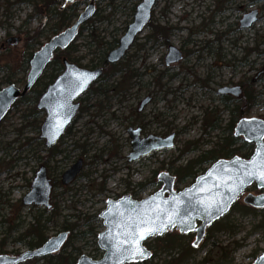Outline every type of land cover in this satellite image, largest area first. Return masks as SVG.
<instances>
[{"label":"rangeland","instance_id":"rangeland-1","mask_svg":"<svg viewBox=\"0 0 264 264\" xmlns=\"http://www.w3.org/2000/svg\"><path fill=\"white\" fill-rule=\"evenodd\" d=\"M47 1L31 0L29 5L24 7L19 0H0V78L11 80L1 85V88L12 83L22 87L25 81L26 74L22 81L24 56L27 54L25 38L38 26L43 28L38 38L39 44L30 49L33 52L54 35L51 28L56 18L44 25L45 17L49 16ZM55 1L52 0L50 7L52 13H55L56 8L69 5L66 0H61L58 5ZM75 1L78 3V13L88 3V0ZM139 1H95V13L83 24L84 30L78 33L74 42L76 51L71 53L78 58L79 65L92 67L107 44L123 35L132 20L131 7L136 6ZM206 2L209 3V8L205 9L200 3L198 12L204 9L205 12L198 17V13L195 16L187 12L196 7L187 6L189 2L186 0H157L152 10L151 24L139 35L133 48L117 66L105 68L106 75L111 73L107 77H111L107 84L105 81H98L96 87L94 86L97 88L100 85H110V90L105 96L95 94L94 91L87 96L89 105L94 107L79 115L71 130L58 144V153L50 158L48 164L51 168L48 176L52 182L56 178L59 180L61 173L77 158L82 157L84 160L81 173L69 186H61L59 181L56 185L53 183L50 203L52 207H57L58 217L45 224L47 238L56 236L61 231L68 233L65 241L69 243L67 251L77 248L79 255L85 254L99 259L103 252L99 248L96 250V240L95 244L91 237L81 240L77 234L82 232L86 225L97 224L90 216L99 215L107 199L123 194H130L134 198L150 195L161 186L149 184L153 178L156 179L157 175L153 176L154 171H166L174 175L172 170L161 167L162 162L169 163L178 156L179 159L174 161V166L177 167L212 147L214 138L211 136L218 130L211 131V125L219 122L222 128H226L229 121L228 111L217 93L218 88L246 82L253 96L257 98L245 116H263L264 0H232L228 3L227 12L224 11V0ZM34 9L37 12L35 20L24 24L23 20L33 14ZM252 9L258 11L257 21L249 28H239L241 16ZM155 26L164 28L161 29L165 33L163 42L158 39L162 37L154 33ZM90 29L94 30L91 33L100 41L99 44L91 41ZM9 36H16L20 40L5 42ZM147 37L154 41L159 40V43L152 47L154 44ZM204 42H211L208 52H197L202 49ZM101 43L105 45L99 47ZM140 44H144L143 49L139 48ZM169 45L184 49L186 57L184 61L166 67L164 55ZM109 50L106 49L105 53ZM61 71L62 69L47 67L44 82L48 85ZM53 73L55 76L50 78ZM188 84L194 85L188 88ZM46 86L36 89L42 93ZM32 94L30 93L29 98L20 102L17 107L12 106L0 122V220H5L10 226H20L7 235V223L0 225V242L5 238L3 247L0 246V254L18 255L24 250L33 249L28 247L29 238L17 239L36 222L38 207H24L19 200L26 193L28 184L40 165L38 157L48 156L47 149L44 146L40 148L38 141L42 140L38 138V129L32 127L31 119L25 120L21 117L22 110L26 111L35 105L30 99ZM148 95L152 96V101L142 112L143 116H147L146 119L152 121L148 132L156 135L175 132L174 145L170 149L156 151L141 161L125 165L126 160L122 159L126 154L123 139L126 138L127 132L123 120L119 119L124 116L136 119L138 116L133 114L138 113L140 100ZM80 101L83 105L87 103L83 96ZM105 101L111 106L108 113L104 112L103 116L95 117V107ZM42 117H38V125ZM12 140L17 142L10 146ZM206 140L208 142L204 143ZM84 142L91 145L86 154H82L77 147ZM193 142L196 144L195 148ZM120 146L122 150L120 149L118 154ZM101 148H105L101 161L92 162V156L99 155ZM182 151L184 153L181 155ZM18 158L23 160L17 161ZM209 165L210 162L198 165L196 174L203 173ZM192 179L187 178L178 189L189 186ZM139 183L144 186L140 188L137 185ZM258 192L252 184L240 193L228 212L207 226L202 241L194 247L192 257L190 256L186 264H200L201 260L203 264H250L264 250V208L248 206L242 199L247 193ZM62 224L67 228L72 226L76 235L72 236L73 232L71 234L69 229L64 230ZM100 225L101 223L96 227L98 232L102 230ZM167 232L164 235L172 238L178 233L175 229ZM186 235V243H192L194 235ZM157 243L160 242L152 236L145 241V246L154 253L155 249L159 248ZM63 246L64 243L58 252ZM165 255L155 254L152 263L155 264L157 259H160L159 263L163 258H171ZM177 256L179 257L178 253L174 255L175 258H178ZM41 258H33L20 264H46Z\"/></svg>","mask_w":264,"mask_h":264},{"label":"water","instance_id":"water-1","mask_svg":"<svg viewBox=\"0 0 264 264\" xmlns=\"http://www.w3.org/2000/svg\"><path fill=\"white\" fill-rule=\"evenodd\" d=\"M72 2L73 0H66ZM95 1L88 0L87 5L78 14L74 22L52 36L37 51L29 61V68L25 83L22 87L9 84L0 89V122L3 120L13 103L25 96L38 78L42 75L46 66L51 61L54 53L66 49L73 43L78 35L80 26L90 19L95 13ZM157 0H140L135 6L132 21L128 24L126 31L119 38L118 45L111 49L106 55L108 63H116L128 50L134 39L148 25L152 16V9ZM258 11L252 9L242 15L239 19V28H249L257 21ZM181 59V52L175 46L170 45L165 55V63L169 65ZM62 72L46 87L38 98L36 108L43 110L45 117L39 127V139L44 140L46 148L57 143L70 125L75 113L79 108L76 101L79 96L87 91L89 86L96 81L102 71L99 67L89 69L62 58ZM219 93H230L238 97L241 88L237 85L224 87ZM148 102V98L141 101L139 109ZM252 121V123H247ZM130 136V151L127 155L128 161H137L152 151L170 149L174 144L175 133L171 132L166 137L149 134L145 137L139 136V128H128ZM235 137H242L247 143L254 144L252 154L248 158L234 155L230 158H219L198 175L187 187L176 191L174 189V177L163 171L158 174V180L162 182L161 187L154 193L140 199H134L130 195H122L117 199H107L105 208L99 213L103 229L97 234L96 244L103 251L100 259H92L81 254L74 264H126L128 262H140L147 260L150 256L139 259H126L127 253L121 251L127 245L121 236L122 231H131L122 228L123 225H131L140 220L151 221L147 227L155 228L163 226L162 233L147 236L140 241V245L149 253L144 241L152 236H160L173 228L179 233L195 232L193 245L198 244L204 236L205 229L212 222L226 214L240 193L254 184L260 190L257 194L247 193L243 202L253 208H264V182L255 177H245V172L257 171L262 160H264V119L257 117L240 118L233 130ZM259 150V154H258ZM252 162L257 166L253 168ZM83 167V159L78 158L60 176L63 186L70 184L79 174ZM245 179L246 183L238 193L233 195L236 179ZM51 184L46 175V168L42 165L35 171L30 183L29 190L22 196L23 206H50ZM147 202V203H146ZM219 205L221 212H214L210 218L203 213L205 205ZM178 209L181 216L187 220L192 219L193 227L187 228L180 219L176 218L175 210ZM171 216V222H169ZM145 229H138L143 232ZM198 230V231H197ZM68 233L62 231L56 236L48 238L41 246L27 249L18 255L0 254V264H20L26 260L40 258L48 254L56 253L65 242ZM250 264H264V250L259 253Z\"/></svg>","mask_w":264,"mask_h":264},{"label":"trees","instance_id":"trees-1","mask_svg":"<svg viewBox=\"0 0 264 264\" xmlns=\"http://www.w3.org/2000/svg\"><path fill=\"white\" fill-rule=\"evenodd\" d=\"M26 1V0H23ZM61 0H56L55 3L58 5V2H60ZM47 7H48V11L49 14L51 13L52 16H54V18H56V22L55 24L52 26L51 31L56 34L58 33L60 30H62V28H66L67 26H69L73 20H75L78 16V3L76 1H74L73 3L69 4L68 7H64V8H56L55 9V13L51 12V2L50 0L47 1ZM134 8L135 6L133 5L131 7V11L132 13L134 12ZM85 26H81L79 33H82V31L84 30ZM42 28V27H41ZM160 28V29H159ZM155 31L154 33L160 37H164L165 33L163 32L164 29L160 26H155L154 27ZM43 28L41 29L40 33L42 34ZM94 30L90 29V33L93 32ZM90 38L91 41L96 42V44H99L100 41H98V39L96 38V36L91 33L90 34ZM117 42V39H114L112 42H109L107 45V47L102 51V53L99 55L97 64L104 66L105 65V51L106 49H110L112 48L115 43ZM92 43V42H91ZM90 43V44H91ZM36 44H38V39H32L31 41L27 40L25 43V49L27 54L24 56V68H22V73H23V78L22 81L25 77V74L27 73L28 70V63H29V59L31 57L32 52L30 51V49L32 47H34ZM101 45H105V43H101L99 45V47ZM76 51V47L74 46V44H71L70 46H68V48L64 49V50H60L58 51L54 56L53 59L51 60V62L49 63V65L47 67H51L55 70H61L62 69V64H61V55H64L67 57L68 60H72L74 62H78V58L75 56H72V52ZM46 67V68H47ZM113 67V66H112ZM115 72H113L114 74ZM55 76V74H50V78H53ZM106 76V75H105ZM46 77L45 71L42 74V76L35 82L34 86L30 89V91L28 92L27 95H25L24 97L18 99L13 106L17 107L19 105L20 102L25 101L29 98L30 93L31 98L33 100V102H35L38 98V96L40 95V91L37 90L36 88L38 87H45L47 85V82H44V78ZM11 80L10 78H0V89H1V85L5 84V83H9ZM25 82V81H24ZM105 84H107V80H105ZM110 86V85H109ZM109 86H103L100 85L99 87V94H102L105 92V94L110 90ZM112 86V85H111ZM249 86L245 89V91L242 93V95L238 98V99H232V102L230 101H223V106L225 109L228 110V114H229V121L226 125V128H222L219 125V122H217L216 120V124H212L211 125V131H217V133H215L213 136H211L213 139L212 142V147L209 150H205L199 154H197L195 157L188 159L183 165L180 166H174V161H176L177 159H179V157L177 156L173 161L169 162V163H161V167L167 169V170H172L174 176H175V187L178 189L179 185L181 183H183V181H185L187 178H195L196 174V169L197 166L202 164V163H211L219 158H229L231 156L234 155H239L241 157H249L251 155V153L253 152V146L245 141L242 140L241 137H235L233 136V128L235 123L237 122V120H239L241 117H244L247 113L249 108L256 102V98L257 96H253V93L249 90ZM102 103V102H100ZM88 109V107H87ZM21 117L25 120L27 119H31L30 123L33 125L32 127L34 129H38L39 125H38V117H39V113L36 108L35 105L31 106L30 108H28L26 111L22 110L21 111ZM15 141V140H14ZM12 141V142H14ZM17 142V141H16ZM40 143V148H43V141H38ZM208 141H204V143H207ZM11 143V142H10ZM28 143V142H27ZM203 143V144H204ZM29 144V143H28ZM91 145L89 144L88 147L83 143L80 145H77V147L80 149L82 154H86L88 152V148ZM196 147L195 142H193V148ZM20 147H18V150ZM189 150V149H187ZM184 150V151H187ZM105 151V148H101L100 150V154L99 155H93L92 156V162L98 163L101 161V156L103 155V152ZM184 151L181 152V155L184 153ZM48 156L43 158V163H47L50 161V158L53 157L56 153H58L57 151V147H53L50 149L46 150ZM49 165V164H48ZM157 175V171H154V175ZM192 179V180H193ZM58 178L54 179V185L58 184ZM149 184H155L158 185L160 184V182L157 179H152ZM140 188H142L144 186V184L139 183L137 184ZM103 187V186H102ZM101 187V188H102ZM58 217V211H57V207L54 208V206L46 209H39L37 210V213L35 215V224H31L29 228H27L22 234H20V237L17 238L18 240H23L24 238H29L28 241V247L30 248H34V247H38L41 244H43L46 240L47 237L45 235V224L46 222H49L50 220H54ZM89 218V217H88ZM91 220L97 222L96 225L94 224H88L86 225V228L84 230H82V232H78V236L79 238H81V240L85 237H91L93 239V242L95 244V240H96V235L98 233L97 228L99 227V224L101 223L100 218L98 217V215H93L90 216ZM5 220H0V225H4ZM9 223H7V231L6 234L9 235V233L13 230H17L19 226V224H14V226H10L8 225ZM62 227L64 230H68L69 232H73V228L72 226L68 227L65 224H62ZM101 227V225H100ZM169 233V232H167ZM165 234V233H164ZM162 236H155V240L157 242V245H159V248H156L154 253H152L151 257L145 261H141V262H129L127 264H153L152 263V259L155 256V254L157 253H163L166 254L165 256L170 257L169 259L163 258L161 260V262L158 263L157 259L155 264H186L188 259L190 258L191 254L194 252V247L191 244L186 243V241L184 240V238H186L188 235L186 234H181V233H177L173 238L171 236L166 237L165 235ZM76 234H72V236H75ZM183 238V239H182ZM4 239L2 240V242H0V246L1 248L3 247V243H4ZM187 240V238H186ZM68 241L66 243H64V246L62 248V250L58 253H54V254H49L47 256H44L41 258L42 261L46 262V264H74L75 261L77 260L78 256H79V250L77 248H70L69 251H67L68 249ZM96 250H98V248H96ZM179 254L178 258H175L174 255L175 254ZM192 257V256H191ZM200 264H203V261H200Z\"/></svg>","mask_w":264,"mask_h":264},{"label":"flooded vegetation","instance_id":"flooded-vegetation-1","mask_svg":"<svg viewBox=\"0 0 264 264\" xmlns=\"http://www.w3.org/2000/svg\"><path fill=\"white\" fill-rule=\"evenodd\" d=\"M75 0H73L72 2H67V1H65V2H67L68 4H71V3H73ZM187 2H189V4H186L187 6L188 5H192V6H195L196 7V9H193V11H192V9H190V10H188L187 12L189 13V14H195V16L197 15V13H198V17H200L201 15H203V13L205 12V9H207V7L209 8V3L208 2H206V0H186ZM19 2L20 3H22L23 4V6L24 7H27L29 4L28 3H30L31 2V0H26V1H23V0H19ZM50 2H51V7H52V4H53V2H52V0H50ZM230 2H232V0H224V6H225V8L226 9H224V11H226L227 12V9H228V3H230ZM55 3V2H54ZM200 3H201V5L202 6H204L205 7V9L202 11V12H198V8H199V5H200ZM206 3H208V4H206ZM217 9V8H216ZM216 9L214 10L215 12H216ZM34 13L33 14H29V16L27 17V18H25L23 21H24V24H30L33 20H35V18H36V16H37V12H36V10L34 9ZM210 13H212V11H210ZM49 16H46L45 17V22H44V25L48 22V21H51V20H53V18H54V16H52V14L50 13V14H48ZM257 16H258V14H257ZM152 18V17H151ZM181 19H184V18H181ZM151 24V20H150V22L148 23V25H150ZM147 25V26H148ZM146 26V27H147ZM145 27V28H146ZM144 28V29H145ZM41 27L40 26H38L37 28H35V30H33L32 32H31V34L30 35H28L26 38H25V40H32L33 38L34 39H38L39 37H40V31H41ZM144 29H143V31H144ZM183 29V28H182ZM142 31V32H143ZM141 32V33H142ZM140 33V34H141ZM57 34V33H56ZM139 34V35H140ZM55 35V34H54ZM54 35H52V36H54ZM139 35L134 39V41H133V43L130 45V47L128 48V50L125 52V54H124V56L119 60V61H117L116 63H108L107 61H106V55H107V53L111 50V49H113V48H115L117 45H118V41H119V38L122 36H120L118 39H117V42L115 43V45H114V47H112V48H110V50L107 52V53H105V65L104 66H101V65H98L97 64V62L96 63H94V65L92 66V67H90L89 69H94V68H97V67H99L100 69H101V71H102V73H101V75H100V77L96 80V81H94L90 86H89V88L87 89V91L85 92L86 93V95H84L85 93H83L81 96H79V98L76 100V101H78L79 102V108H78V110H77V112L75 113V116L73 117V119H72V121H71V123H70V125L65 129V131H64V133L62 134V136L59 138V140L57 141V143L55 144V145H53L52 147H50V148H53V147H57L58 148V144L63 140V138L68 134V132L71 130V128H72V125L74 124V122L76 121V119L79 117V115L82 113V112H86V111H89L90 110V107H94V105L93 106H90L89 105V102H88V100L89 99H87V96L88 95H90V93L91 92H93L94 91V93L95 94H98V95H101V96H105L106 94H105V92L104 93H102V94H99L98 93V91H99V87L100 86H98L97 88H94V86H95V84L98 82V81H105V80H109L110 78H108L107 79V77H109L110 75H111V73L110 74H108V75H106V73L104 72L105 71V68H113V67H115V66H117L123 59H124V57L127 55V53L129 52V50H131L132 48H133V46L135 45V43H136V41L138 40V37H139ZM51 36V37H52ZM50 37V38H51ZM151 37H153V36H151ZM151 37H147V39L148 40H150L151 41V43L152 44H154L152 47H154V46H156L158 43H159V40H157V41H154ZM49 38V39H50ZM48 39V40H49ZM158 39H160L162 42L164 41V37H162V38H158ZM14 40H20V38H18V37H16V36H9L8 38H6V40H5V42H11V41H14ZM47 40V41H48ZM46 41V42H47ZM45 42V43H46ZM191 43L193 42V41H190ZM26 43V42H25ZM209 43H211V42H204L203 43V45H202V49H200V50H197V52H203V51H206V52H208V49L210 48L209 47ZM39 44V43H38ZM41 44V43H40ZM44 44V43H43ZM42 44V45H43ZM71 44H74V42L73 43H71ZM70 44V45H71ZM41 45V46H42ZM69 45V46H70ZM40 46V47H41ZM170 46V45H169ZM168 46V47H169ZM39 47V48H40ZM142 47H144V44H140V47L139 48H142ZM168 47H167V50H168ZM68 48V47H67ZM177 48V47H176ZM143 49V48H142ZM179 49V48H178ZM38 50V49H37ZM36 50V51H37ZM167 50H166V53H167ZM58 51H60V50H58ZM58 51H56L55 53H54V55L58 52ZM179 51L181 52V59L179 60V61H184L185 60V57H186V55H185V50L184 49H179ZM28 52V51H27ZM35 51H33L32 52V54H31V57H32V55H33V53H34ZM166 53H165V55H166ZM53 55V56H54ZM165 55H164V65L166 66V67H169L171 64H173V63H171V64H169V65H166V63H165ZM31 57H30V59H31ZM63 57H65L66 59H67V57L66 56H64V55H61V64H62V70H63V63H62V58ZM30 59H29V61H30ZM52 59H53V57H52ZM51 59V60H52ZM199 59H200V57H199ZM201 60V59H200ZM69 61H72V60H69ZM179 61H177V62H179ZM51 62V61H50ZM49 62V63H50ZM72 62H74V61H72ZM177 62H175V63H177ZM75 63H77V62H75ZM201 63H202V60H201ZM78 64V63H77ZM49 65V64H48ZM47 65V66H48ZM79 65V64H78ZM46 66V67H47ZM81 66V65H80ZM113 66V67H112ZM28 67H29V63H28ZM82 67H84V66H82ZM85 68H88V67H85ZM45 70H46V68H45ZM44 70V71H45ZM44 71H43V73H44ZM62 72V71H61ZM42 73V74H43ZM116 73V72H115ZM106 75V76H105ZM42 76V75H41ZM40 76V77H41ZM58 76V75H57ZM56 76V77H57ZM39 77V78H40ZM55 77V78H56ZM38 78V79H39ZM209 81H210V79H209ZM53 82V81H52ZM198 82H200V80L198 81ZM50 84V83H49ZM191 85H194V84H188V88L191 86ZM34 86V85H33ZM32 86V87H33ZM48 86V85H47ZM46 86V87H47ZM237 86H239L240 88H241V94H240V96L242 95V93L245 91V89L248 87V85H247V83L246 82H240ZM96 87V86H95ZM224 87H233V86H223V87H220V88H218L217 89V93L219 94V97H220V100H221V102L223 103V101H230V102H232V99L234 98L233 97V95L232 94H230V93H219L218 92V90L219 89H221V88H224ZM102 88H103V86H102ZM46 89V88H45ZM45 89H44V91H45ZM43 91V92H44ZM42 92V93H43ZM42 93H40V95L38 96V98L41 96V94ZM28 94V93H27ZM26 94V95H27ZM83 96V99L86 101L87 100V103L85 102V104L83 105V102L82 101H80V97H82ZM240 96H238L237 98H234V99H238ZM24 97V96H23ZM125 98H127V96L125 95L124 96ZM22 98V97H21ZM38 98H37V100L35 101V108H36V103H37V101H38ZM146 98H148V102L142 107V109H139V107H140V104H141V101H143L144 99H146ZM20 99V98H19ZM18 100V99H17ZM16 100V101H17ZM15 101V102H16ZM152 101V96L150 95H148V96H145V97H143L141 100H140V102H139V104H138V106H137V111H138V113H134L133 115H136V116H138L136 119H134V118H132V116H124L122 119L120 118L119 120H123V123L126 125V132H127V136H126V138L125 139H123L124 140V143H123V147H125L126 148V154L124 155V157L122 158L123 160H126V164L125 165H131L132 163H134V161H128V158H127V155H128V153H129V151H130V136H129V133H128V128H133V129H135V128H139V136L140 137H145V136H147V135H149V134H153V133H149L148 132V127L152 124V121H149L148 119H146L147 118V116L145 115V116H143L142 115V112L145 110V108H146V106L150 103ZM14 102V103H15ZM106 102V103H105ZM105 102H102L101 103V105L100 106H97V107H95L96 108V112H95V117H98V116H103L104 114V112L105 113H108V110L111 108V106L108 104V102L107 101H105ZM13 103V104H14ZM13 106V105H12ZM11 106V107H12ZM87 107H88V109H87ZM11 109V108H10ZM9 109V110H10ZM36 110L38 111V112H40L39 113V116H43L42 117V120L40 121V124L42 123V121H43V119H44V117H45V113H44V111L43 110H39V109H37L36 108ZM227 110V109H226ZM228 111V110H227ZM9 112V111H8ZM7 112V113H8ZM139 112H141L140 114H139ZM146 117V118H145ZM106 122V121H105ZM40 124H39V127H40ZM39 127H38V131H39ZM90 133H92V128H90ZM89 133V134H90ZM38 135H39V133H38ZM158 135H160V136H162V137H164V136H166L167 134L166 133H161V134H158ZM39 138V137H38ZM40 140H42V139H40ZM43 141V145H44V140H42ZM84 144L88 147V143L87 142H84ZM44 147H45V145H44ZM46 148V147H45ZM50 148H46V149H50ZM122 150V146H120V148H119V151L117 152L118 154H120V151ZM52 158V157H51ZM79 158H82V157H79ZM78 159V158H77ZM76 159V160H77ZM83 159V158H82ZM142 159H144V158H141V160ZM20 160H23V158H18V161H20ZM75 160V161H76ZM140 160V161H141ZM74 161V162H75ZM38 162H39V166H44L45 168H46V175H47V178L49 179V183L51 184V192H52V189H53V187H54V185H53V183H54V180H53V182H52V180H51V178L48 176V174H50V168H51V166H49L47 163H43V158H40V157H38ZM83 162H84V160H83ZM72 164V163H71ZM70 164V165H71ZM39 168V167H38ZM37 168V169H38ZM36 169V170H37ZM35 170V171H36ZM34 174H35V172H34ZM33 177H34V175H33ZM33 177H32V179H33ZM32 181V180H31ZM31 183V182H30ZM30 183L28 184V189H27V191L29 190V188H30ZM59 183H60V178H59ZM26 191V192H27ZM51 192H50V198H51ZM24 195V194H23ZM22 195V196H23ZM22 196H21V198H22ZM21 198H20V203L22 204V202H21ZM28 208H30V209H32V208H36V207H33V206H30V207H28ZM195 246H197V244L195 245Z\"/></svg>","mask_w":264,"mask_h":264},{"label":"snow or ice","instance_id":"snow-or-ice-1","mask_svg":"<svg viewBox=\"0 0 264 264\" xmlns=\"http://www.w3.org/2000/svg\"><path fill=\"white\" fill-rule=\"evenodd\" d=\"M247 123H252V121H248ZM259 154V150H258ZM253 168H256L257 166L255 165L254 162H252ZM246 178L247 177H255L259 179L260 181L264 182V160H262L261 164L259 165L257 171H252V172H245L243 174ZM246 183L245 179H239L237 177L236 183H235V188L232 190L233 195L239 192L241 187ZM261 199H264L262 197ZM147 203V202H146ZM222 209L219 207V205H205L203 207V213L205 215H208L210 218L213 216L214 212H221ZM176 212V218L180 219L181 223L186 225L187 228L191 229L193 227L192 225V219L193 218H188L185 220L182 216L181 213L178 209L175 210ZM171 216H169V222H171ZM151 221L147 220H140L139 222H133L131 225H123L121 226L122 228H131V231H122L121 236L123 237L124 243L127 245L126 247H122L121 251L124 253H127V256L125 257L126 259H139L145 256H150L151 253L147 252L141 245L140 241L143 239L147 238V236L154 235L156 233H162L163 231V226L160 227H155V228H150L147 227V225ZM144 228L145 230L143 232H139L138 229ZM198 231V230H197Z\"/></svg>","mask_w":264,"mask_h":264},{"label":"bare ground","instance_id":"bare-ground-1","mask_svg":"<svg viewBox=\"0 0 264 264\" xmlns=\"http://www.w3.org/2000/svg\"><path fill=\"white\" fill-rule=\"evenodd\" d=\"M9 149H11V147Z\"/></svg>","mask_w":264,"mask_h":264}]
</instances>
